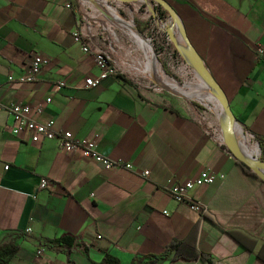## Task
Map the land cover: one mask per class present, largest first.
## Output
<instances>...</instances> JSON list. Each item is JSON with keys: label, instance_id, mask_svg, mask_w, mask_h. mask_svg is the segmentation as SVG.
Wrapping results in <instances>:
<instances>
[{"label": "crops", "instance_id": "1", "mask_svg": "<svg viewBox=\"0 0 264 264\" xmlns=\"http://www.w3.org/2000/svg\"><path fill=\"white\" fill-rule=\"evenodd\" d=\"M165 1L191 46L173 37L186 62L183 75L192 74L183 84L195 92H214L189 56L192 49L246 136L264 137V55L257 53L264 47V0ZM122 2L127 5L123 12L135 10L145 25L155 15L156 0ZM77 30L90 48L110 53L118 76L85 85L99 69L91 52L74 40ZM126 39L136 41L120 23L105 18L96 0H73L72 8L62 0H0V245L17 249L7 264H102L106 256L132 264L161 253L172 240L195 244L216 264H263L257 255L264 247V184L246 175L226 149L229 137L237 139V125L228 132L226 118L215 115L216 132L204 111L160 85L143 48L126 49ZM152 45L162 60V43ZM34 54L49 63L35 81H17ZM58 81L65 86L58 87ZM13 102L29 104L40 121L54 119L59 132L95 138L103 155L132 168L105 170L64 151L58 136L32 142L25 132L13 133L6 109ZM37 107L41 112L36 114ZM204 170L224 179L194 187L188 196L221 226L168 192L173 183ZM41 179L48 182L45 188ZM65 234L80 237L86 251L48 247V241ZM157 264L201 263L166 259Z\"/></svg>", "mask_w": 264, "mask_h": 264}, {"label": "built area", "instance_id": "2", "mask_svg": "<svg viewBox=\"0 0 264 264\" xmlns=\"http://www.w3.org/2000/svg\"><path fill=\"white\" fill-rule=\"evenodd\" d=\"M62 2L68 8L73 7V0H62ZM102 3H104L107 8H109L113 13H115L108 5L109 4L108 1L106 3L105 2ZM156 14L157 12L155 11V15ZM155 15L151 16V20L155 19ZM91 18H87V19H89V21H92ZM105 18L110 22H115V21H111L106 16ZM93 19H98V18H93ZM100 21H101L100 23L95 21L92 22H95L99 25H102L105 22L104 20H100ZM73 38L75 41H78L82 44V50L84 52H91L93 60L97 68L99 69L98 76L86 77L85 85L87 87H94L98 85L101 82V80L110 76H118L120 74L116 63L113 61V59L110 56V53L107 50L103 48H97V49L90 48V46L84 41L82 34L78 30L73 33ZM149 42L151 44L154 43L151 40H149ZM257 53L260 55H264V47L259 46L257 48ZM48 63H49L48 57L41 54H34L29 62V66L26 74L18 77L17 81L19 82L35 81L36 76L41 71L42 67ZM9 79L13 80V77L10 76ZM56 85L58 87H62L65 86V82L58 81ZM47 101H50V98H47ZM6 109L13 118V123L11 127L13 133L19 134L25 132L28 134V137L32 142H39L42 139H53L58 136L59 145L64 151L69 153H78L82 157H85L87 159H90L98 163L97 165L101 166L105 170H112L117 168H124L130 170L132 168L131 163L114 161L109 157L103 155L98 150V144L95 138L84 137L81 139H76L73 137V134L70 130H63L62 132H59L56 128L54 119H48L45 121H40L36 119L31 113L30 105L27 103L13 102L7 105ZM40 112H41V107H37L35 109V113L37 114ZM148 173H149L148 171H144L142 175L147 176ZM223 179H224L223 174H218L213 171L204 170L194 179L173 183L168 188V192L171 195L172 199L175 200L176 202L185 203L190 208L200 213L202 210H206V208H204L202 204L192 201V199L188 196L189 190H191L194 187L199 188L202 186L213 185L216 181L218 180L222 181ZM39 185L41 188H45L48 185V182L46 179H41ZM39 253H41V251H38V254Z\"/></svg>", "mask_w": 264, "mask_h": 264}, {"label": "rangeland", "instance_id": "3", "mask_svg": "<svg viewBox=\"0 0 264 264\" xmlns=\"http://www.w3.org/2000/svg\"><path fill=\"white\" fill-rule=\"evenodd\" d=\"M110 7H112V9L115 8V10L123 17L122 19L124 21H126L130 28L132 30H135V27H137L139 25V27L143 28L144 27V23H140L138 22V14L136 13L135 10H130L128 11V14H126L125 12H123L121 7H127L126 3L122 2V0H110L109 4ZM135 7H138L135 5ZM141 7H147L146 3H144ZM162 14L157 13L155 15V19L151 20V22L149 23V25L142 29L143 30V35H145V37L148 40H151L152 42H156L158 47L160 45V43H162V64L164 66L165 72L167 74H169L171 77H173L178 83H184L186 81V79L191 78L192 74L188 73V75H183V66H185V60L182 59V57L179 56L178 54V45L176 43V39L173 38L174 36H177L179 38L181 37L180 31H179V27L177 22H172V19L170 18V16L168 15V13L165 11L164 6L162 5ZM165 12V13H164ZM134 19L136 21H134ZM149 20V18H148ZM123 27V26H122ZM124 28V27H123ZM125 29V28H124ZM126 30V29H125ZM127 31V36H132L134 37L128 30ZM126 49H129L128 45L130 46H141V43L136 40H131V39H126ZM144 52L147 54L148 53L146 50H144ZM143 54V53H142ZM149 57V56H148ZM151 65L152 67H156L155 63L151 61ZM140 70L146 73H149V68L147 67H140ZM155 72V71H152ZM205 94V93H204ZM210 95V94H207ZM189 100V99H188ZM194 100V99H192ZM195 103H197L198 105H196L200 111H204L205 115L208 116L214 123H213V128L216 132H220V127L219 124L217 122V118L215 115L219 116L220 113L215 110L214 108L210 107L209 105L206 104L203 105L202 103L194 100ZM211 111H209L208 109ZM214 113V114H213ZM223 122H225V119L223 117H221ZM246 134V133H245ZM247 135V134H246ZM236 146L237 148L240 150V152H243L242 150V146L240 144V141L238 140V135L236 136ZM245 142L247 144V147L249 148L250 152L256 157L259 158L261 155H259L261 153V148L258 147L256 140L254 138H252L251 136H246L245 138Z\"/></svg>", "mask_w": 264, "mask_h": 264}, {"label": "trees", "instance_id": "4", "mask_svg": "<svg viewBox=\"0 0 264 264\" xmlns=\"http://www.w3.org/2000/svg\"><path fill=\"white\" fill-rule=\"evenodd\" d=\"M155 7H156L155 11L157 13L162 14V9L160 8L161 6H160L159 2H157V5ZM134 21H136V20L134 19ZM146 27H147V25H145L143 28L139 27V25H138L137 29L142 33L143 32L142 29H144ZM155 51L157 52V50H155ZM148 56H149V60L154 62L153 58L149 52H148ZM171 78H173V77H171ZM178 84L180 85L181 89H189L183 83L182 84L178 83ZM210 96L217 99L214 92H211ZM187 99H189V101L192 105H198L191 98L187 97ZM196 101L202 103L203 105H206L205 103H203L199 100H196ZM253 138L258 143V146L261 148V153H260L261 156L257 159L259 161H264V137L259 136V135H255ZM226 149L231 153V151L229 150L228 147H226ZM232 156H234V155L232 154ZM237 162L239 163L242 171L246 175H248V176L256 179L257 181H259L260 183L264 184V179H262L259 176V174L250 165H248V163L240 162L238 160H237ZM200 215L201 216H208L209 218H211L214 221V223L221 226V224L219 223L217 218L214 215H211V213L209 212V209L202 210L200 212ZM47 244H48V247L53 248V249H55V248H67V249L73 248L75 250L82 251V252L86 251V249L88 247L80 237H74V236H71L69 234H65L64 236L60 237L59 239L48 241ZM16 250L17 249L15 247H13L12 245H8V244L7 245L6 244L0 245V264H7L8 258L10 256H12ZM263 256H264V247H262V249L260 250V252L257 255V259L261 263L264 264V257ZM166 259H169L170 261L182 259V260H187V261H198L201 264H216L215 260L210 255L203 254L202 252H200L197 249L195 244L187 243L185 240H182V241L172 240L169 243V245L161 253L150 254V255L144 256L142 258L135 259V260H133L132 264H157L158 262H160L162 260H166ZM102 264H117V263L113 258L106 256L104 258Z\"/></svg>", "mask_w": 264, "mask_h": 264}, {"label": "water", "instance_id": "5", "mask_svg": "<svg viewBox=\"0 0 264 264\" xmlns=\"http://www.w3.org/2000/svg\"><path fill=\"white\" fill-rule=\"evenodd\" d=\"M157 2H159L161 5L164 6L165 9H167V11L175 18L178 27H179V31L181 34V37L184 39L185 43L188 44L189 48H191V46L188 43V40L186 38L185 35V31H184V27L180 21V19L178 18L177 14L175 13V11L172 9V7L165 1V0H156ZM96 5L97 7L100 9V11L111 21H115L120 23L126 30L130 31V33L134 36V38L136 40H139L141 43L145 44L146 47L151 51L152 53V57H154V59L156 61H159L161 64V60L160 57L158 56V54L155 52L152 44L149 42V40L145 37V35H143V33H141L137 27H135V30H132L129 26V24L124 21L123 19H121L119 16H117L115 13H113L109 8H107L105 6L104 3H102L99 0H96ZM87 18H91V17H87ZM92 21L98 22L100 23L101 21L99 19H93L91 18ZM188 51L186 50V53ZM189 56L192 58L194 64L197 66V68L199 69V71L202 73V75L204 76V78L209 82L210 84V88L214 91V94L217 97V102L219 104V108L220 110L224 113L225 117H226V123L228 126V132H230V128L233 125H240L242 132L246 133L247 131L245 130L244 126L237 120V118L233 115L232 111L229 108L228 103L225 100V97L223 96L222 92L220 91L219 87L216 85V83L213 81L212 77L210 76V74L208 73V71L205 69L203 63L198 59V57L196 56V54L192 51L188 52ZM163 65V64H162ZM164 69V66H163ZM165 71V69H164ZM160 85L166 89L167 91H170L176 95H179L181 97H188L182 90L178 89L177 87H174L170 84H168L167 82L165 83H161ZM257 143V142H256ZM258 145V143H257ZM229 148V150L231 151V153L237 158L239 159L241 162L244 163H248V165H250L258 174L259 176L264 179V161H259L258 159H255L254 157H252L251 155H243L240 150L237 148L236 146V142L235 140H233L231 137H229V142L227 143V146ZM259 147V146H258ZM260 155V154H259Z\"/></svg>", "mask_w": 264, "mask_h": 264}, {"label": "bare ground", "instance_id": "6", "mask_svg": "<svg viewBox=\"0 0 264 264\" xmlns=\"http://www.w3.org/2000/svg\"><path fill=\"white\" fill-rule=\"evenodd\" d=\"M141 46H142L143 50H146L147 53L149 52L151 54V56H152L151 51L146 47L145 44L141 43ZM152 58H153V61L155 63V66L157 68L161 83L167 82L168 84H170V85H172L174 87H177L178 89L182 90L189 98L194 99V100H199V101L209 105L210 107L216 109L221 115H223L225 117L224 113L219 108V104L217 102V99H215L214 97H212L210 95L201 93V92H195V91H192L190 89H181L180 85L164 71L163 65L159 61H156L154 59V57H152ZM237 127L239 129V131H238V139H239L240 144L242 146L243 154L244 155H251L252 157L257 159L250 152L249 148L247 147V144L245 142L246 134L242 132V129H241L240 125H237Z\"/></svg>", "mask_w": 264, "mask_h": 264}]
</instances>
